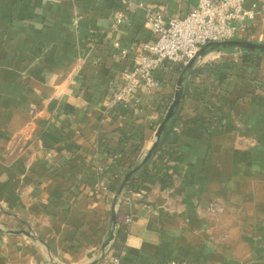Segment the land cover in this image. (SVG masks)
I'll use <instances>...</instances> for the list:
<instances>
[{"label": "crops", "instance_id": "crops-1", "mask_svg": "<svg viewBox=\"0 0 264 264\" xmlns=\"http://www.w3.org/2000/svg\"><path fill=\"white\" fill-rule=\"evenodd\" d=\"M194 4L0 0V264H109L122 250L120 264H264V55L256 69L241 51L198 60L204 75L145 165L190 76L168 65L159 89L109 105L151 41L146 12L185 18ZM245 8L248 41L264 45V0ZM117 218L131 220L121 235Z\"/></svg>", "mask_w": 264, "mask_h": 264}, {"label": "built area", "instance_id": "built-area-1", "mask_svg": "<svg viewBox=\"0 0 264 264\" xmlns=\"http://www.w3.org/2000/svg\"><path fill=\"white\" fill-rule=\"evenodd\" d=\"M247 0H195L185 18H167L160 11L146 12L151 41L143 43L138 50L132 67L123 72L121 83L112 90L109 105L129 106L137 91L148 92L159 89L157 72L168 65L185 67L203 47L210 43L249 39V22L256 13L246 9ZM128 19L126 13L117 14V22ZM116 49L120 48L115 43ZM122 56L127 52L123 50ZM122 196L126 204L132 202L129 194ZM131 220H128L130 223ZM121 251L117 257H106L109 264H120Z\"/></svg>", "mask_w": 264, "mask_h": 264}, {"label": "water", "instance_id": "water-1", "mask_svg": "<svg viewBox=\"0 0 264 264\" xmlns=\"http://www.w3.org/2000/svg\"><path fill=\"white\" fill-rule=\"evenodd\" d=\"M226 48H229V49L232 48L234 52H239L242 50H248V51H254V52L258 51V52L264 53V45L263 44H258V43L251 42L248 40H231V41H226V42H221V43H210V44L206 45L205 47H203L201 50H199V52L196 54V56L188 63V65L185 66V72L193 69L196 62L207 55L208 50H210L211 52H214V51L221 52V50H224ZM184 81H185V77H184V75H182L179 79L178 87L176 89L173 101H172L162 123L160 124V126L157 129V132H156L157 141L153 145V147L150 150V152L148 153V155L145 157V159L143 161L144 165L149 162V160L152 158L153 154L157 150L158 146L160 145V143H161V141H162V139L166 133V130L168 128L169 123L174 118V116H175V114H176V112L180 106V103L182 101V96L184 93ZM131 175H132V173H130L126 177L123 187L126 185L127 180L129 179V177ZM113 237H114V233L111 234L110 240L104 246V250L108 246L110 241L113 239Z\"/></svg>", "mask_w": 264, "mask_h": 264}, {"label": "trees", "instance_id": "trees-1", "mask_svg": "<svg viewBox=\"0 0 264 264\" xmlns=\"http://www.w3.org/2000/svg\"><path fill=\"white\" fill-rule=\"evenodd\" d=\"M211 51L208 50L207 54H209ZM221 52H225V53H236L233 51V49H229V48H226L224 50H221ZM241 53L243 54L241 56V62H242V65H243V68L245 67H251L253 69H256V67H259L260 64H261V60H262V55H264V53L262 52H254V51H248V50H242ZM230 67H233L231 64L229 65ZM182 70H181V73L183 72V70L185 69V67H181ZM242 68V69H243ZM203 71L201 69H198V68H194V69H191V70H188L186 72V76H190V81L189 82H186L185 84V88H184V93H183V96H182V100L184 98H186L187 96H189L191 94V92H193V82L195 81L196 78H198L199 76L201 75H204L202 73ZM214 72V71H213ZM215 73V72H214ZM173 101V97H171L170 99H168L166 102H165V110L167 111L171 105ZM211 123L214 122V120H211L210 121ZM173 136V131H169V132H166L165 133V137H164V142L167 141V139L171 138ZM162 144L158 147V149L156 150L155 154L158 153V152H161L163 147H162ZM139 167L138 166H135V162L131 163V165L128 167L127 171H126V174H130L132 173L133 171L137 170ZM126 189L129 190L130 192V195L131 193H138L140 191V186H139V182L138 180H136L133 175L130 176L128 182H127V185H126ZM116 224H117V229H116V235H121L122 233H125L127 228H128V224H124L122 223L119 218H117V221H116ZM113 245H111V248H113Z\"/></svg>", "mask_w": 264, "mask_h": 264}]
</instances>
